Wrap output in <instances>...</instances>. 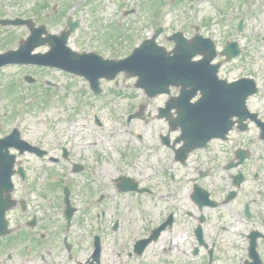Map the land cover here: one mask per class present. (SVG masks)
Segmentation results:
<instances>
[{"label": "rangeland", "instance_id": "rangeland-1", "mask_svg": "<svg viewBox=\"0 0 264 264\" xmlns=\"http://www.w3.org/2000/svg\"><path fill=\"white\" fill-rule=\"evenodd\" d=\"M34 1L36 3L38 1L51 3L50 0H0V5L5 3L17 12L28 14ZM112 1L116 4L115 10L109 8L111 6L109 2ZM183 2L184 0L165 14L166 25L170 29L185 26L183 21L190 17L182 9ZM220 2L223 6V10L220 12L212 10L207 2H201L199 10L196 12L199 21H217V24H215L216 21L212 25L205 24L204 34L215 35L220 41L224 36L233 34V39L237 40L242 46V55L223 64L219 76L228 79H234L241 75L257 76L262 91V87L264 89V64L259 65L257 59L264 61V46L258 44L252 33L258 31L264 36V0H220ZM131 3H135L141 8L143 1L68 0L69 6L74 7V13L83 18L86 25L92 26L96 30V38L88 42V35L84 37V34L78 31L70 38L69 45L74 50L82 51L86 44L88 47L95 44L102 46L107 52V44L102 40L109 30H114L113 33L114 35L117 33V38L116 43H112L119 48L122 45L120 56L123 57L129 53L133 47L130 46L128 38L134 32L132 27L130 29L129 26L133 22L137 23L138 19L141 24L150 21L151 12H153L152 4L149 8V4L152 2H146V5L142 6L143 9L141 8L142 17L138 18L137 14L129 15L124 20L121 12L128 9ZM228 8L234 9L235 14L232 17L224 13ZM48 12L49 9L44 10V13ZM256 17L259 20H256ZM238 19L243 20V27L246 30H244L246 33L244 37L235 28V22ZM61 26H63L62 21L58 24L52 23L49 30L56 32ZM123 32L126 33L121 35ZM17 34H25L26 36V29L23 27H5L0 30V52H3L8 45L7 42L3 41L5 37L9 36L11 38L9 42L12 43ZM159 42L170 48L171 44L161 40V38ZM12 44H15V42ZM45 49L46 47L43 46L37 50L43 51ZM25 75L33 77L34 83L26 82L24 80ZM46 80L50 84H44ZM134 83V77H128L124 74H119L115 81L101 80L100 85L103 92L99 96L91 93L85 80L57 70L17 66L2 67L0 70V91H4L7 103L3 100L0 92V122L3 120L2 114L6 113L10 123L13 112L7 111L8 108L17 110L16 106L19 102H24L27 107L21 108L20 117H15L7 127L3 128L0 124V136L16 126L23 131L24 139L48 146L54 154L60 152L61 147H66L71 153L70 159L84 161L88 169L85 175L77 178L79 185L77 184L76 200L78 202L84 201L89 193L95 196L98 189L103 190L105 200L101 201L100 208L105 210L104 221L109 223L114 217H118L121 223H132L133 234L141 235L143 225L158 222L170 209L175 207L181 210L192 209V206L187 200L189 184L182 188H176V191H172L176 187L175 184H171L170 187L162 185L164 179L162 172L170 169L171 154L167 149L157 144L155 140L150 139L159 130L167 129L162 119L156 118V113L157 107L163 106L168 97L167 95H158L147 99L141 89L135 88ZM173 94L176 95L177 90L171 89L170 95ZM144 102H146V107L143 115L148 122L144 124L140 120H133L126 128L124 125L125 112L137 110L138 105ZM93 111L102 124L101 126L94 123ZM17 119L19 120L17 121ZM137 134L141 136L140 140L136 139ZM174 135L175 133H172V136ZM260 150L264 153L263 148H260ZM152 152L157 154L146 155ZM64 165L61 161L51 165L32 159L28 160L27 166L34 170L31 172L32 175L38 173L37 187L43 188L47 185L49 188L57 181L62 182ZM91 169L95 170V175L91 174L89 171ZM153 169H157V171L153 172ZM119 175H127L133 178L140 187H149L154 195L129 192L116 196L111 178ZM158 193L164 198L157 197ZM45 194L46 191H43V193L38 191L36 195L37 200H35L34 206L38 210L42 205L49 208H61L55 198L50 199V201L43 200ZM85 212L90 215L93 214L92 210H86ZM14 214V212L9 214L10 227L16 223L13 220ZM40 215L55 220L60 219L61 213L53 209L51 212ZM25 216H28V214H25ZM182 218L183 213H179L177 220L184 222L186 218L180 220ZM148 221H152V223H147ZM128 237L129 235H127ZM110 240L109 236L106 240L108 243L105 250L108 264H159V241L152 243L148 250L139 257L133 256L128 257V259L126 254L122 253L118 261L116 255L114 257ZM238 255L239 250L227 249L223 256L226 260L225 264H236L233 260Z\"/></svg>", "mask_w": 264, "mask_h": 264}, {"label": "flooded vegetation", "instance_id": "flooded-vegetation-1", "mask_svg": "<svg viewBox=\"0 0 264 264\" xmlns=\"http://www.w3.org/2000/svg\"><path fill=\"white\" fill-rule=\"evenodd\" d=\"M50 1V4L46 1L33 2L30 14L34 22L39 13L46 18L48 29L52 23L58 24L60 21L64 26L69 10L74 7H69L68 0ZM109 4V8L115 10L114 1ZM47 9L49 12L44 13ZM18 27L27 30L26 26ZM239 33L243 36L242 32ZM102 41L107 44V52L111 55L116 48V34L110 32ZM97 47L105 51L102 46ZM256 94L246 100L249 112L256 114V118L247 116L242 121L234 118L225 139L210 140L207 147L188 153L184 162L175 157V151L180 147L175 143L179 132L172 131L168 121L162 120L166 130L161 129L151 136V140L171 154V167L162 172V185L170 187L171 183H175L176 189L189 184L187 200L192 206L191 210L185 212L187 218L184 222L169 213L172 214L170 219L168 214L152 226H143L141 235L136 233L140 235L139 238H144L155 227L164 225L156 240L160 242L159 264H225L223 256L227 249L239 250L238 257L233 260L236 264H264V153L260 150L264 149V140L257 124L259 120L264 122V97L262 99ZM226 100L228 103L236 102L232 95H228ZM143 122L147 123L148 120L144 118ZM172 133L175 135L172 136ZM164 139H168L167 144ZM63 149L61 160L65 165L62 182L57 181L49 188L47 185L37 187L38 173L32 175L34 170L27 166L28 160H34L37 154L22 153L16 157L10 192L14 206L7 213L11 231L0 236V264H108L105 250L109 236L114 257L116 255L118 261L122 253L126 257L134 254L132 223H121L118 217L109 223H102L98 215L85 212L91 201L89 207L92 211L99 210L103 196L89 193L84 201L76 200L77 178L85 175L88 169L84 161L70 159L71 153L67 149L65 157H62ZM43 157L52 162L47 153ZM156 170L153 169V172ZM89 171L92 175L96 173L92 169ZM111 182L117 188L115 177ZM36 190L37 193L46 191L43 200L55 198L61 208L42 205L38 210L34 206ZM64 192L67 205L64 203ZM3 197L5 192L2 193ZM53 209L61 213L60 219L52 220L40 215ZM13 212L16 223L10 227L9 214ZM96 247L99 249L98 259L94 256Z\"/></svg>", "mask_w": 264, "mask_h": 264}, {"label": "water", "instance_id": "water-1", "mask_svg": "<svg viewBox=\"0 0 264 264\" xmlns=\"http://www.w3.org/2000/svg\"><path fill=\"white\" fill-rule=\"evenodd\" d=\"M32 47L28 48L27 46L22 47L19 52H22V56L23 58H27L29 56V51ZM136 56H141V52H139V50H137V52L134 54V56L130 57L127 60L121 61V62H116L115 64H102L101 62H98L97 60H94L92 56H84V58L78 57L79 59H75V60H71L69 62H71V64H76V65H71L75 70H79V72L81 74H83L91 83V86L93 87L94 91H98V83L97 80L98 78L105 76L107 78H112L115 74L111 73L110 70V66L114 67L116 66V68L119 70L121 69H126L133 72L134 74L138 75V82H137V86H146L149 85L145 80H147L148 78L145 75H151L152 72L151 71V66H149L150 70L146 71L145 73H143L144 68H145V64L148 63V65H151L153 63V61H149V57L146 58L145 60L142 59H138ZM4 56H1L0 58H3ZM28 59H24L23 61H27ZM30 62H39L42 64H47L45 61H40V60H28ZM154 67V66H153ZM156 69L154 68L153 71H155ZM158 73H161V75H159V80L158 83H160L162 80L161 78H163V80L165 81H169V77H171L172 72L170 71V69H162V72L158 71ZM150 86V85H149ZM164 90V89H161ZM160 87H159V91ZM228 105L229 104H225L224 106H222V99H220L219 101L216 99L214 101L213 105H207L205 104V106H208L207 110L209 112L204 113V112H199L195 117V121L196 124L195 126H190L192 123L189 122V120H191L190 115H188L187 113H185V107H183V112H180L179 118L178 120H180L181 126L182 128L185 130L184 131V135L186 137H188V139L190 141H194L196 138H200L202 137V135L204 134H208V132L210 133V136L213 134H217L220 130H224L223 127L225 126V118H227V116L229 114H227V109H228ZM200 126L201 129L199 130L198 127ZM217 127V130L215 129L214 131L210 132L209 130L213 129L214 127ZM208 138V137H207ZM207 138H203V140L201 142H198L199 144H203L204 141ZM7 140H11V141H17L16 136L12 135L10 137L7 138ZM13 143V142H12ZM2 148V146L0 147ZM1 153V151H0ZM0 159H5L1 154H0ZM1 176V174H0ZM0 187H1V183H0ZM0 225L2 224L1 219L2 216L4 214V211L6 209L0 208ZM4 209V210H3Z\"/></svg>", "mask_w": 264, "mask_h": 264}]
</instances>
